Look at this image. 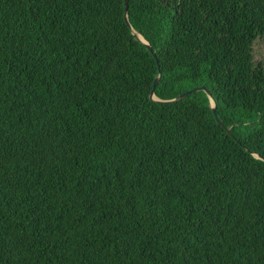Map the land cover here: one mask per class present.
<instances>
[{"label": "trees", "instance_id": "obj_1", "mask_svg": "<svg viewBox=\"0 0 264 264\" xmlns=\"http://www.w3.org/2000/svg\"><path fill=\"white\" fill-rule=\"evenodd\" d=\"M124 1L0 0V264H264V0Z\"/></svg>", "mask_w": 264, "mask_h": 264}, {"label": "water", "instance_id": "obj_2", "mask_svg": "<svg viewBox=\"0 0 264 264\" xmlns=\"http://www.w3.org/2000/svg\"><path fill=\"white\" fill-rule=\"evenodd\" d=\"M127 2H128V0H125V1H124V8H125V21H126L127 23H129V22H128V19H127ZM132 32L136 35V37H137L142 43H144V44L148 47V49H151V47H150V45L148 44V42H147L146 39H144L143 37L140 38V36L138 35L139 33L137 34L134 30H132ZM157 79H158V78H156V79L154 80L153 88H152L151 91H150V97L153 98V99H156L155 96H154V94H153V92H154V88H155V84H156V82H157ZM199 90H203V91L206 92L207 96H208L209 99H210V103L212 104V105H211V107H212V111L215 113V109H214V108H215V103H214V101H213V99H212V97H211L209 91H208L204 86H197V87H194V88L188 89V90H186V91H183V92L180 93L178 96H176V97H174V98H172V99H167V100H159V99H156V100H158V101H163V102L175 101V100H178V99L184 98V97H185L187 94H189L190 92H196V91H199ZM216 120H217L218 123H220L221 125H223L222 122H221L218 118H216ZM227 130H229V129L227 128ZM256 157L261 158V157L258 156V155H256Z\"/></svg>", "mask_w": 264, "mask_h": 264}, {"label": "rangeland", "instance_id": "obj_3", "mask_svg": "<svg viewBox=\"0 0 264 264\" xmlns=\"http://www.w3.org/2000/svg\"><path fill=\"white\" fill-rule=\"evenodd\" d=\"M253 53L257 60H264V41L258 40L255 42Z\"/></svg>", "mask_w": 264, "mask_h": 264}, {"label": "bare ground", "instance_id": "obj_4", "mask_svg": "<svg viewBox=\"0 0 264 264\" xmlns=\"http://www.w3.org/2000/svg\"><path fill=\"white\" fill-rule=\"evenodd\" d=\"M138 34V33H137ZM140 36V38H142V36L140 34H138Z\"/></svg>", "mask_w": 264, "mask_h": 264}]
</instances>
